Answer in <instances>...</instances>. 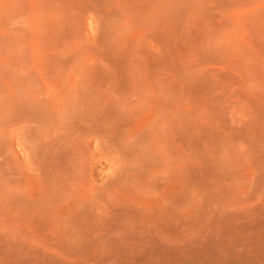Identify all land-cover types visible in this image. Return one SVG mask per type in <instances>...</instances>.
I'll return each instance as SVG.
<instances>
[{"label": "rangeland", "instance_id": "374dc122", "mask_svg": "<svg viewBox=\"0 0 264 264\" xmlns=\"http://www.w3.org/2000/svg\"><path fill=\"white\" fill-rule=\"evenodd\" d=\"M0 264H264V0H0Z\"/></svg>", "mask_w": 264, "mask_h": 264}]
</instances>
